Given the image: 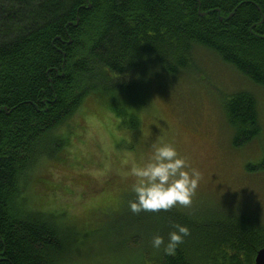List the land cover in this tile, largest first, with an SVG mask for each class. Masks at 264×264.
Listing matches in <instances>:
<instances>
[{
	"label": "trees",
	"instance_id": "obj_1",
	"mask_svg": "<svg viewBox=\"0 0 264 264\" xmlns=\"http://www.w3.org/2000/svg\"><path fill=\"white\" fill-rule=\"evenodd\" d=\"M200 50L264 89V0H0V264L77 263L66 259L72 241L62 216L32 208L28 196L34 174L52 161L54 131L91 94L148 108L154 86L195 72ZM221 105L236 149L262 138L253 92L238 90ZM248 168L264 173V154ZM251 210L144 212L138 223L151 221L165 243L175 224L191 234L175 256L137 237L144 261L136 264H255L264 222Z\"/></svg>",
	"mask_w": 264,
	"mask_h": 264
},
{
	"label": "rangeland",
	"instance_id": "obj_2",
	"mask_svg": "<svg viewBox=\"0 0 264 264\" xmlns=\"http://www.w3.org/2000/svg\"><path fill=\"white\" fill-rule=\"evenodd\" d=\"M198 52L200 65L195 72L175 80L168 89L154 86L148 108L137 110L125 97L91 94L81 111L54 131L52 143L48 142L49 148L54 146L47 156L52 161L34 174L28 196L32 208L62 216L60 222L67 226L66 235L72 241L67 262L72 256L75 264L81 259L83 264L97 263L98 259L101 264L144 261L137 237L149 247L154 232L149 228L151 221L138 223L144 212L134 214L128 206L134 198L131 186L135 182L130 173L133 165L147 160L158 138L174 146L201 174L193 204L177 207L193 213L249 208L256 213L255 219L264 222V173L248 168L264 154V89L214 61L209 52ZM241 89L258 98L263 136L236 149L221 104ZM118 110L126 114L118 116ZM132 113L141 124L135 130L127 127ZM85 239L91 240L88 246Z\"/></svg>",
	"mask_w": 264,
	"mask_h": 264
},
{
	"label": "clouds",
	"instance_id": "obj_3",
	"mask_svg": "<svg viewBox=\"0 0 264 264\" xmlns=\"http://www.w3.org/2000/svg\"><path fill=\"white\" fill-rule=\"evenodd\" d=\"M131 186L133 199L128 201L132 213H159L177 206L190 207L193 204L201 179L200 172L192 168L171 144L162 143L159 138L152 145L151 154L142 165H133ZM168 235L167 243L161 235L152 238V246L169 256H175L177 248L189 236L190 229L180 224Z\"/></svg>",
	"mask_w": 264,
	"mask_h": 264
},
{
	"label": "water",
	"instance_id": "obj_4",
	"mask_svg": "<svg viewBox=\"0 0 264 264\" xmlns=\"http://www.w3.org/2000/svg\"><path fill=\"white\" fill-rule=\"evenodd\" d=\"M255 264H264V248L258 252Z\"/></svg>",
	"mask_w": 264,
	"mask_h": 264
}]
</instances>
